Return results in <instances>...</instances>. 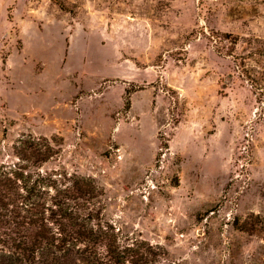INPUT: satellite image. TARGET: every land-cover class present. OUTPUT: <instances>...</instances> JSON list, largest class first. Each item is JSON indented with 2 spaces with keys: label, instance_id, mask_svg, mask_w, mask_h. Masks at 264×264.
Returning <instances> with one entry per match:
<instances>
[{
  "label": "rangeland",
  "instance_id": "obj_1",
  "mask_svg": "<svg viewBox=\"0 0 264 264\" xmlns=\"http://www.w3.org/2000/svg\"><path fill=\"white\" fill-rule=\"evenodd\" d=\"M21 134L165 264H264V0H0V162Z\"/></svg>",
  "mask_w": 264,
  "mask_h": 264
},
{
  "label": "trees",
  "instance_id": "obj_2",
  "mask_svg": "<svg viewBox=\"0 0 264 264\" xmlns=\"http://www.w3.org/2000/svg\"><path fill=\"white\" fill-rule=\"evenodd\" d=\"M16 162H0V264H165L158 244L124 234L103 215V190L88 177L43 165L55 137L21 134Z\"/></svg>",
  "mask_w": 264,
  "mask_h": 264
}]
</instances>
